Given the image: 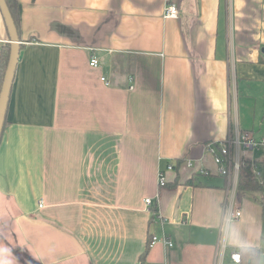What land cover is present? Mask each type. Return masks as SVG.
<instances>
[{
  "label": "crops",
  "instance_id": "0c3cea01",
  "mask_svg": "<svg viewBox=\"0 0 264 264\" xmlns=\"http://www.w3.org/2000/svg\"><path fill=\"white\" fill-rule=\"evenodd\" d=\"M18 1L0 264H138L153 234L173 245L156 242L145 264H217L223 245V264L240 247L264 264L258 195L237 192L241 217L225 223L228 183L205 149L264 136V0Z\"/></svg>",
  "mask_w": 264,
  "mask_h": 264
},
{
  "label": "built area",
  "instance_id": "2783aa9c",
  "mask_svg": "<svg viewBox=\"0 0 264 264\" xmlns=\"http://www.w3.org/2000/svg\"><path fill=\"white\" fill-rule=\"evenodd\" d=\"M178 8L174 3H167L163 9V17L165 18H176L178 16ZM89 67L96 68L99 65V60L94 55H91L88 60ZM100 80L105 84L109 85V80L104 76H100ZM129 88H132L130 86ZM207 153L212 155L213 161L216 165V173L224 176L227 180V190L223 204V221L230 223L231 221L238 220L241 217V209L236 200V193L238 189L239 170L241 167L247 165V162L243 159V156L253 150H261L264 156V136L253 137L252 134L247 132L237 131L234 137H228L223 141H215L207 143L205 146ZM184 165L188 167L193 166V160L185 159ZM250 168L258 183L264 182V160L256 163L250 159ZM174 165L168 164L166 170H173ZM210 170L199 167L196 170V175L209 176ZM157 182L160 186L166 182L165 171H159L157 175ZM157 199V196H156ZM144 204L155 218L162 219L160 216L156 204H154L151 197L144 199ZM152 205L155 209H152ZM39 207L43 206V203L38 204ZM156 242H162L164 245L171 247L173 245L172 240L166 235H150L148 241V247H152ZM218 257L217 264H223L224 247ZM229 259L231 264H241L242 258L240 252L236 249H232L229 252Z\"/></svg>",
  "mask_w": 264,
  "mask_h": 264
},
{
  "label": "trees",
  "instance_id": "16d2710c",
  "mask_svg": "<svg viewBox=\"0 0 264 264\" xmlns=\"http://www.w3.org/2000/svg\"><path fill=\"white\" fill-rule=\"evenodd\" d=\"M5 2L14 20V23H15V26L17 28V32L19 35L20 33L19 1L18 0H5ZM9 52H10V44L8 42V43L3 44L0 49V86H1L2 79H3L5 68L7 65ZM246 162H247V165L241 167L239 170L238 189L239 191H242L243 193L258 195L259 197L258 200L261 205V214H262V218L264 219V182L260 184L255 179L251 171V168H250V158L249 157L246 158ZM152 209H155L154 205L152 206ZM149 239H150V236L148 237L147 245H146L144 252L139 256L138 264H145V257L149 249L148 247ZM237 250L241 254V258H242L241 264H246L248 261H249L248 264H251L255 261L256 257L253 255L254 250L250 248H246V247H240V248H237Z\"/></svg>",
  "mask_w": 264,
  "mask_h": 264
},
{
  "label": "water",
  "instance_id": "95a60500",
  "mask_svg": "<svg viewBox=\"0 0 264 264\" xmlns=\"http://www.w3.org/2000/svg\"><path fill=\"white\" fill-rule=\"evenodd\" d=\"M0 12L9 35L10 52L0 86V137L3 130L15 69L19 59L21 41L5 0H0Z\"/></svg>",
  "mask_w": 264,
  "mask_h": 264
},
{
  "label": "rangeland",
  "instance_id": "374dc122",
  "mask_svg": "<svg viewBox=\"0 0 264 264\" xmlns=\"http://www.w3.org/2000/svg\"><path fill=\"white\" fill-rule=\"evenodd\" d=\"M256 137H258V136H256ZM247 153H249V154L247 155ZM247 153L243 156V159L245 161H246L247 157H249L250 159H252V161H255L256 163L264 160L263 152L261 150H253V151H249Z\"/></svg>",
  "mask_w": 264,
  "mask_h": 264
}]
</instances>
